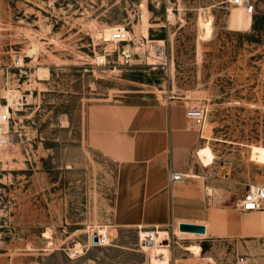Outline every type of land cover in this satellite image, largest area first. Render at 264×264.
Segmentation results:
<instances>
[{
	"label": "rangeland",
	"instance_id": "obj_1",
	"mask_svg": "<svg viewBox=\"0 0 264 264\" xmlns=\"http://www.w3.org/2000/svg\"><path fill=\"white\" fill-rule=\"evenodd\" d=\"M249 2L252 25L236 29L232 12L246 11L225 0H0V107L20 94L0 148V264H237L242 253L245 264H264L257 239L222 245L130 226L146 204L145 187L133 191L136 166L114 162L87 135L93 104L193 101L206 119L190 173L207 195L232 205L264 186V163L250 158L251 145L264 147V0ZM106 26L164 43L171 67H98L114 49ZM207 144L215 161L206 167L195 149Z\"/></svg>",
	"mask_w": 264,
	"mask_h": 264
},
{
	"label": "crops",
	"instance_id": "obj_2",
	"mask_svg": "<svg viewBox=\"0 0 264 264\" xmlns=\"http://www.w3.org/2000/svg\"><path fill=\"white\" fill-rule=\"evenodd\" d=\"M165 100L166 103H153L142 98L119 104H93L88 109L89 143L116 163L136 166L137 186L133 191L145 187L143 217L133 215L130 226L139 231H164L160 228L171 229L172 223L200 224L206 227L204 235L184 233L179 228L178 232L205 237L203 241L208 243L229 245L236 240L250 243L257 239L264 245V210L242 212L234 204H216L213 195L208 196L204 189V179L190 173L192 151L202 139L196 128L201 116L194 112L202 113L203 104ZM186 107L194 115L190 114V120ZM196 107L198 111H194ZM198 149L195 156L200 161ZM170 172L185 177L171 187Z\"/></svg>",
	"mask_w": 264,
	"mask_h": 264
},
{
	"label": "built area",
	"instance_id": "obj_3",
	"mask_svg": "<svg viewBox=\"0 0 264 264\" xmlns=\"http://www.w3.org/2000/svg\"><path fill=\"white\" fill-rule=\"evenodd\" d=\"M225 2L233 6H243L246 13L251 16L254 13V6L249 0H225ZM141 38L139 40H132L129 36V32L125 27H116L112 32L111 42L114 44V49L111 51H104L98 57L96 65L98 67H104L113 64L114 66L132 67L135 65V61H150L152 66H159L162 68L171 67V58L166 54L165 44H160V41L146 40ZM17 67V65H16ZM12 66H7V74ZM4 73V70H2ZM169 100L173 99L172 96L167 97ZM12 106L6 104L4 108H0V148L7 145L10 141L9 130L12 121L11 110ZM199 108H195L194 111H198ZM195 116H201L197 118L199 126L203 127L206 119V110L202 113L194 112ZM192 112L190 113L186 107V117L191 119ZM185 175L170 172L169 184L172 187L177 181L182 180ZM233 207L236 210L242 212H255L264 210V186H249L244 195L234 202ZM172 232L175 228H179V224H171ZM174 233V232H173ZM237 264H245V256H238Z\"/></svg>",
	"mask_w": 264,
	"mask_h": 264
},
{
	"label": "bare ground",
	"instance_id": "obj_4",
	"mask_svg": "<svg viewBox=\"0 0 264 264\" xmlns=\"http://www.w3.org/2000/svg\"><path fill=\"white\" fill-rule=\"evenodd\" d=\"M241 8V7H240ZM235 9L231 14V26L236 29H249L252 25V16L249 14L244 13L242 9ZM201 26L203 28V38H208L213 31V20L212 18H208L207 20L201 21ZM231 28V27H230ZM115 27L112 26H106L104 27V37L106 40H111L112 32L115 30ZM148 27L146 22L144 21V27H143V36L148 37ZM98 60V59H97ZM21 64V63H19ZM45 70H41L39 72L40 77H45ZM9 103L10 105H14L15 107L19 106L20 102V94L18 91H10L9 92ZM31 100V97L28 99ZM2 108V106L0 107ZM4 108V107H3ZM6 147V145H5ZM197 156L199 160L202 162L204 166H211L215 161V155L209 146V144L204 145L203 147L199 148L197 150ZM250 158L253 161H257L260 163H264V147L263 146H257V145H251L250 146Z\"/></svg>",
	"mask_w": 264,
	"mask_h": 264
},
{
	"label": "water",
	"instance_id": "obj_5",
	"mask_svg": "<svg viewBox=\"0 0 264 264\" xmlns=\"http://www.w3.org/2000/svg\"><path fill=\"white\" fill-rule=\"evenodd\" d=\"M179 231L184 233H195V234L204 235L206 233V227L200 224L180 223Z\"/></svg>",
	"mask_w": 264,
	"mask_h": 264
},
{
	"label": "trees",
	"instance_id": "obj_6",
	"mask_svg": "<svg viewBox=\"0 0 264 264\" xmlns=\"http://www.w3.org/2000/svg\"><path fill=\"white\" fill-rule=\"evenodd\" d=\"M253 31H256V23L253 24Z\"/></svg>",
	"mask_w": 264,
	"mask_h": 264
}]
</instances>
